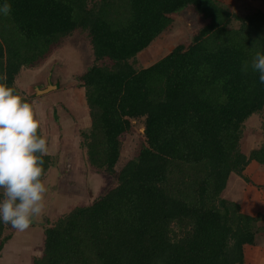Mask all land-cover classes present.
I'll list each match as a JSON object with an SVG mask.
<instances>
[{
	"label": "trees",
	"instance_id": "trees-1",
	"mask_svg": "<svg viewBox=\"0 0 264 264\" xmlns=\"http://www.w3.org/2000/svg\"><path fill=\"white\" fill-rule=\"evenodd\" d=\"M7 3L0 82L31 106V86L23 92L15 84L20 70L36 66L73 31L85 33L93 63L78 81L90 121L79 147L115 179L90 203L41 226V254L31 264H248L244 248L264 233V215L245 213L221 194L249 162L264 166V84L251 68L264 53V11L240 16L220 0ZM187 7L203 20L189 43L135 65ZM253 115L262 138L245 153L240 141ZM132 119L143 124V140L117 167ZM57 151L43 155L40 179ZM6 225L0 223V250L11 236H3Z\"/></svg>",
	"mask_w": 264,
	"mask_h": 264
},
{
	"label": "rangeland",
	"instance_id": "rangeland-1",
	"mask_svg": "<svg viewBox=\"0 0 264 264\" xmlns=\"http://www.w3.org/2000/svg\"><path fill=\"white\" fill-rule=\"evenodd\" d=\"M220 1L240 16H245L258 7L264 8V2L257 0ZM173 17L175 18L173 27L137 54L135 65L148 66L166 55L176 45H187L191 35L203 23L202 18L192 7L183 9ZM235 25L237 24L233 23V26ZM92 63L93 56L85 33L75 30L53 47L46 58L36 66L22 68L15 80V84L23 92H27L29 86L32 88V108L42 136L47 142V154L53 155L58 146L59 149L54 165L47 169L41 179L46 191L41 201L40 213L32 218L34 222L24 231L6 225L3 236L8 234L11 236L0 250V264H31L32 257L41 254L42 225L53 223L75 206L90 203L115 185V179L111 175L87 162L84 150L79 147L80 131L86 130L90 120L86 113L88 110L84 104L83 88L79 85L78 76ZM56 82L58 88L45 93H35V86L43 89L47 84ZM254 116L246 121V128L240 141L241 149L245 153L258 146L262 138L259 120ZM140 127L141 124L136 121L125 136L117 167L131 158L139 148L143 140ZM252 168L253 166H248L242 176L231 174L227 181L228 185L226 184L227 187L221 194L222 197L238 203L241 209L249 189L252 186L258 187L256 173ZM250 170L254 171L251 182ZM261 209L263 210L262 205L258 204L254 211ZM254 211L251 214H254ZM261 223L264 224V220ZM256 240L263 243L264 233L259 234ZM259 254L260 252L248 249L247 255L254 258L251 260L247 258L248 264H258L256 260L260 261L256 257H260Z\"/></svg>",
	"mask_w": 264,
	"mask_h": 264
},
{
	"label": "clouds",
	"instance_id": "clouds-1",
	"mask_svg": "<svg viewBox=\"0 0 264 264\" xmlns=\"http://www.w3.org/2000/svg\"><path fill=\"white\" fill-rule=\"evenodd\" d=\"M11 6L0 3V15L7 16ZM251 68L264 84V53L257 52ZM6 77L0 76V81ZM39 122L30 103L0 82V223L24 231L41 211L46 191L41 181L46 139L38 133Z\"/></svg>",
	"mask_w": 264,
	"mask_h": 264
},
{
	"label": "crops",
	"instance_id": "crops-1",
	"mask_svg": "<svg viewBox=\"0 0 264 264\" xmlns=\"http://www.w3.org/2000/svg\"><path fill=\"white\" fill-rule=\"evenodd\" d=\"M262 10L264 11V8H262ZM55 147H57V146H55ZM248 166H253L252 169L255 171V173L257 175V176L255 175V180L256 179L258 180L257 185H258L259 189L256 186L255 187L252 186V188L249 189V193L246 194L244 201H243V204H242V206H243L242 211H244L245 213L251 214V213H253L252 211H254L257 208V205L259 204V205H262V207H263V210L261 209L260 211L264 215V166L255 162V161L249 162V164L245 167V169ZM245 169H244V171H246ZM250 171H252V170H250ZM254 171L250 172L251 173V176L249 177L250 182L252 180L251 177L254 176ZM246 180H248V179L246 178ZM227 185H228V183H227ZM227 185H226V187H227ZM249 187H251V185ZM260 211H257V212L254 211V212L258 213ZM258 243H260V244H258ZM250 248H251V250H254L256 252H260V254H259L260 257H258V256L256 257L260 262H258L257 260H256V262L258 264H261V263L264 264V242L261 243L258 240V242H256V244L245 246V248H244L245 257L247 256L246 259L248 258L251 260L254 258L247 255L248 249L250 250ZM252 264H254V263H252Z\"/></svg>",
	"mask_w": 264,
	"mask_h": 264
},
{
	"label": "water",
	"instance_id": "water-1",
	"mask_svg": "<svg viewBox=\"0 0 264 264\" xmlns=\"http://www.w3.org/2000/svg\"><path fill=\"white\" fill-rule=\"evenodd\" d=\"M56 88H58V83L57 82L54 83V84L49 83L43 89H39V86H35L34 90H35V93L37 94V93H45V92H48L51 89H56ZM131 121H132L133 124L136 123V119H132ZM139 130L141 132H143V130H144L143 124H141V127L139 128ZM33 222H34L33 219H31L30 224H32Z\"/></svg>",
	"mask_w": 264,
	"mask_h": 264
}]
</instances>
